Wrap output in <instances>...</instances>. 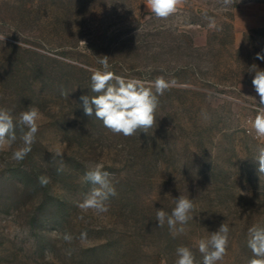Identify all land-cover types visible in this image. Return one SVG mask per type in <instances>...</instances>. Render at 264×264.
I'll use <instances>...</instances> for the list:
<instances>
[{
    "label": "rangeland",
    "instance_id": "374dc122",
    "mask_svg": "<svg viewBox=\"0 0 264 264\" xmlns=\"http://www.w3.org/2000/svg\"><path fill=\"white\" fill-rule=\"evenodd\" d=\"M145 3L0 0V109L14 123L29 106L41 113L23 161L12 158L18 126L16 141L0 147V264H175L181 246L202 264L195 242L224 222L229 244L218 264L252 258L247 233L264 226V176L259 142L242 127L259 100L252 66L264 70V0H186L166 20ZM105 56L116 75L176 80L148 134H114L95 110L85 114L80 97L95 95L90 78ZM97 166L116 195L107 212H83L77 205L93 187L84 176ZM40 176L50 178L44 187ZM181 195L193 200V219L173 237L156 211L170 214Z\"/></svg>",
    "mask_w": 264,
    "mask_h": 264
},
{
    "label": "clouds",
    "instance_id": "9594fccd",
    "mask_svg": "<svg viewBox=\"0 0 264 264\" xmlns=\"http://www.w3.org/2000/svg\"><path fill=\"white\" fill-rule=\"evenodd\" d=\"M186 0H146V5L151 14L157 19L166 20L176 14ZM223 7H229L234 0H220ZM210 29H217L215 19L206 17ZM257 58L264 59V56L257 54ZM101 69L92 71L90 92L95 95H82L80 97L84 112L88 116L93 115L102 121L103 126L114 134H122L125 137L134 136L137 133H149V130L156 125V109L159 106V97L166 91L176 86V80H166L163 76H158L154 80L147 81L139 78H125L116 75L110 69L108 57L100 61ZM252 85L259 97L255 100L257 107L255 116L247 121L249 134L253 139L259 141L254 160L258 163V171L264 176V70L255 65ZM62 95L67 93L61 92ZM41 113L38 107L29 106L27 110L19 113L16 122L12 110L0 109V147L5 144L11 145L17 139L16 127L21 131L20 140L22 146L12 153V158L16 161H23L31 152L38 132V120ZM25 129H27L25 131ZM56 156L63 153L57 149ZM62 171V167L58 169ZM110 173L104 171L101 166L88 170L85 173V180L93 185L90 191L85 194L84 199L78 203V207L87 212L92 210L95 213L108 211L109 198L116 195V190L112 185ZM50 178L46 176L38 177L41 187L46 186ZM169 195L166 194V197ZM175 206L169 214L163 208L157 209L156 220L159 227H163L165 222L168 225L170 234L175 237L185 231L184 225L193 219L190 213L194 210L192 199L179 196L173 199ZM84 220V216L78 217ZM180 225V227H177ZM229 225L224 222L218 230L210 233L208 238H201L195 242L194 247L202 256V264H218L227 255L229 244ZM66 242H71L73 237L70 234L64 235ZM87 238V233H81L80 239ZM247 246L251 250L252 258L248 264H264V226L253 225L248 229ZM177 259L175 264H197L195 253L187 246L178 247L176 250Z\"/></svg>",
    "mask_w": 264,
    "mask_h": 264
},
{
    "label": "built area",
    "instance_id": "2783aa9c",
    "mask_svg": "<svg viewBox=\"0 0 264 264\" xmlns=\"http://www.w3.org/2000/svg\"><path fill=\"white\" fill-rule=\"evenodd\" d=\"M256 107H257V104H254V105H250L249 106V113L245 116V118H244V122H243V132H244V134L248 137V138H250L251 140H254V141H257V140H255V139H253V136L252 135H250L249 134V126H248V124H247V121L250 119V118H252V117H254L255 116V114H256V112H255V109H256ZM259 142V141H258Z\"/></svg>",
    "mask_w": 264,
    "mask_h": 264
}]
</instances>
